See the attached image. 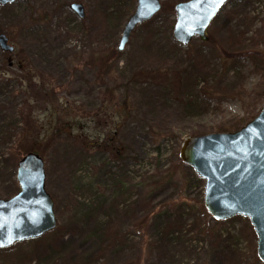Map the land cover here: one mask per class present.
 <instances>
[{"label": "rangeland", "instance_id": "rangeland-1", "mask_svg": "<svg viewBox=\"0 0 264 264\" xmlns=\"http://www.w3.org/2000/svg\"><path fill=\"white\" fill-rule=\"evenodd\" d=\"M136 1L0 6L14 48L0 49V199L19 191L17 163L33 149L57 221L0 250V264H263L249 220H214L179 150L187 136L235 132L261 111L264 0H228L207 41L186 46L172 28L174 6L189 0H159L119 52Z\"/></svg>", "mask_w": 264, "mask_h": 264}, {"label": "water", "instance_id": "water-1", "mask_svg": "<svg viewBox=\"0 0 264 264\" xmlns=\"http://www.w3.org/2000/svg\"><path fill=\"white\" fill-rule=\"evenodd\" d=\"M19 0H0L6 6ZM228 0H189L174 6V40L183 46L193 38L207 41L205 31ZM70 9L84 17L83 6ZM161 9L159 0H137L124 25L118 51H122L134 29L150 21ZM0 49L12 54L8 38L0 34ZM179 159L204 181L203 205L216 221L236 216L247 218L257 238V256L264 264V95L259 114L235 132L183 139ZM19 191L0 199V250L41 238L56 228L53 201L45 189L42 158L27 153L17 163Z\"/></svg>", "mask_w": 264, "mask_h": 264}, {"label": "trees", "instance_id": "trees-1", "mask_svg": "<svg viewBox=\"0 0 264 264\" xmlns=\"http://www.w3.org/2000/svg\"><path fill=\"white\" fill-rule=\"evenodd\" d=\"M108 58H109V56L108 57H100L99 59H100V66L103 68V66L105 65V63L107 62V60H108ZM55 132V134H59V133H61V131H60V129L58 128H56L55 130H54ZM30 152H34L33 151V149H31L30 150Z\"/></svg>", "mask_w": 264, "mask_h": 264}]
</instances>
